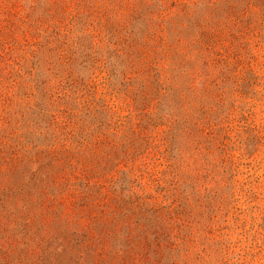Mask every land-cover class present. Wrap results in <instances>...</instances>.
<instances>
[{
  "label": "rangeland",
  "instance_id": "rangeland-1",
  "mask_svg": "<svg viewBox=\"0 0 264 264\" xmlns=\"http://www.w3.org/2000/svg\"><path fill=\"white\" fill-rule=\"evenodd\" d=\"M0 264H264V0H0Z\"/></svg>",
  "mask_w": 264,
  "mask_h": 264
},
{
  "label": "trees",
  "instance_id": "trees-1",
  "mask_svg": "<svg viewBox=\"0 0 264 264\" xmlns=\"http://www.w3.org/2000/svg\"><path fill=\"white\" fill-rule=\"evenodd\" d=\"M106 203H107L106 201H103L102 204H100V205H103V207H104L106 205ZM116 209L117 208H114V210H111L110 212L115 213L117 211ZM101 211L103 212V214L105 213L104 216L101 218L97 217L96 215L90 216L91 221H93L92 225H100L101 226V229H100L101 233L108 230V228L113 224L114 229L119 228V231L115 235H120V227L126 226L127 227V234L125 237L131 239L133 237V235L135 234L136 230L138 228H140V225L138 227H135V228L131 225V218L129 216L127 219L122 218V219H119L118 221L116 220L114 222L112 217L108 216V212L106 211L105 208L102 209ZM92 225L90 227H87L86 229H88V232L91 233V235L93 236V233H95V232H93L94 229H92Z\"/></svg>",
  "mask_w": 264,
  "mask_h": 264
}]
</instances>
